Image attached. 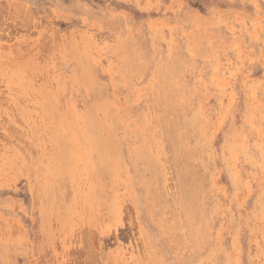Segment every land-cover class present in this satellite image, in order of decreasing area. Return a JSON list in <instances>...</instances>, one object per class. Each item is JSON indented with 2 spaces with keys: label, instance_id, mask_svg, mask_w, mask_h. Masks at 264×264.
<instances>
[{
  "label": "rangeland",
  "instance_id": "374dc122",
  "mask_svg": "<svg viewBox=\"0 0 264 264\" xmlns=\"http://www.w3.org/2000/svg\"><path fill=\"white\" fill-rule=\"evenodd\" d=\"M0 264H264V0H0Z\"/></svg>",
  "mask_w": 264,
  "mask_h": 264
},
{
  "label": "bare ground",
  "instance_id": "6f19581e",
  "mask_svg": "<svg viewBox=\"0 0 264 264\" xmlns=\"http://www.w3.org/2000/svg\"><path fill=\"white\" fill-rule=\"evenodd\" d=\"M21 8L23 9V6H22ZM18 9H19V8H18ZM18 12H19V11H18ZM26 18H27V17H26ZM26 18H25V19H26ZM9 90H10V89H9ZM19 95H20V94H19ZM25 98H26V97H25ZM26 103H27V102H26ZM10 107H11V106H10ZM37 109H38V108H37ZM11 112H12V110H11ZM7 115H8V114H7ZM15 119H16V118H15Z\"/></svg>",
  "mask_w": 264,
  "mask_h": 264
}]
</instances>
